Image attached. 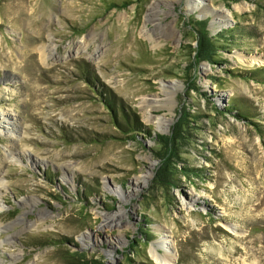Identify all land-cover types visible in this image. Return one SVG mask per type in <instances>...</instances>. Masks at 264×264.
Masks as SVG:
<instances>
[{
    "label": "rangeland",
    "instance_id": "374dc122",
    "mask_svg": "<svg viewBox=\"0 0 264 264\" xmlns=\"http://www.w3.org/2000/svg\"><path fill=\"white\" fill-rule=\"evenodd\" d=\"M189 1L0 0V264H264V0Z\"/></svg>",
    "mask_w": 264,
    "mask_h": 264
},
{
    "label": "bare ground",
    "instance_id": "6f19581e",
    "mask_svg": "<svg viewBox=\"0 0 264 264\" xmlns=\"http://www.w3.org/2000/svg\"><path fill=\"white\" fill-rule=\"evenodd\" d=\"M208 2V1H207ZM206 2V0H190L189 2H188V6H187V9H191V10H203L204 12H206L207 11V3ZM155 7L156 6H151L150 7V9H149V11H148V14H147V20H150L152 17H153V15H154V9H155ZM216 11V10H215ZM219 12H218V15H220V18H218V19H223V20H225L224 18H225V14H224V12H223V10L222 9H220V10H218ZM203 12V13H204ZM225 12H227V11H225ZM228 14V13H227ZM218 24V23H217ZM221 25V24H220ZM45 55H44V52L42 51V57H44ZM171 85H173V84H171ZM163 87H165V86H168V85H162ZM173 87V86H172ZM162 88V87H161ZM166 88H168V90H170L169 89V87H166ZM165 88V89H166ZM177 89V88H176ZM173 90H175V89H173ZM171 91V90H170ZM169 92V91H168ZM169 95H171V94H169ZM174 101L172 100V103H173ZM8 117H6V116H4L3 114H2V118H1V121L3 122L4 121V123L2 124V127H3V129L1 130L2 132H5V129H9V125L8 124H6L5 122H7V123H10V121H8V119H7ZM157 118V117H156ZM158 121H157V126H158V128H160V129H166L167 127H168V124H169V119H167V118H165V117H161V118H159V119H157ZM156 123V122H155ZM6 124V125H5ZM5 128V129H4ZM16 131V130H15ZM11 134V133H10ZM8 151V157L10 158H15L14 156H15V152L12 150V149H7ZM141 178H144V177H142V176H139V177H137L136 178V182L137 183H142V181L143 180H141ZM5 182H4V179H3V176H0V198H2V196H1V190H2V188H3V186L5 185L4 184ZM138 185H140V184H138ZM0 204H2V200H0ZM2 209V207H1V205H0V210ZM31 225V224H30ZM0 227H1V225H0ZM231 228V232H233L234 234H236V235H239L240 236V233H239V231L237 230V228H234V227H230ZM163 235H165V236H167L168 234H163ZM157 242V241H156ZM162 244L160 245V248H162L164 251L163 252H160L159 250H158V248L157 247H159V246H157V245H155V244H153L152 245V247H151V250H150V253H151V256L153 257V259L157 262V263H159V264H172L173 262H174V259L176 258H174V256H173V254H172V251H173V244H172V242L170 241V239H166V240H164V241H162L161 242ZM1 244V243H0ZM161 250V249H160Z\"/></svg>",
    "mask_w": 264,
    "mask_h": 264
},
{
    "label": "trees",
    "instance_id": "16d2710c",
    "mask_svg": "<svg viewBox=\"0 0 264 264\" xmlns=\"http://www.w3.org/2000/svg\"><path fill=\"white\" fill-rule=\"evenodd\" d=\"M209 58H213V57L209 55ZM87 79L91 83L95 84V86H96V83H94L92 81L93 79H95V77L93 75H90V77H88ZM96 87L100 88L99 93H103L105 96L107 95L106 100H107L108 105L114 106L113 104L115 102V97L112 94V91L110 89L107 90L106 87L102 86L101 84H100V86H96ZM117 110H118V108L115 107V109H114V117H115L114 122H115L116 126H118L120 129H122L124 131L131 130L132 126H135L137 128H141L140 123L136 119L131 121V119L129 118V115L127 113H125L124 111H122V108H121L120 112L118 111L119 117L116 118ZM164 139H166V137ZM164 142H167V141L164 140ZM60 257H61L64 264H96V261L87 259L85 254L78 253V252H72L70 249L63 251V253L60 255Z\"/></svg>",
    "mask_w": 264,
    "mask_h": 264
}]
</instances>
